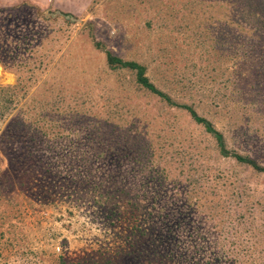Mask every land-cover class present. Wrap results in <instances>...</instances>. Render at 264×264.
<instances>
[{
	"label": "rangeland",
	"instance_id": "374dc122",
	"mask_svg": "<svg viewBox=\"0 0 264 264\" xmlns=\"http://www.w3.org/2000/svg\"><path fill=\"white\" fill-rule=\"evenodd\" d=\"M212 1L74 0L72 23L44 21L27 6L0 13V87H14L0 91L8 107L0 124V264H264L263 174L219 157L184 112L167 110L145 94L113 91L106 97L111 103L82 93L68 99L75 80L92 86L94 78L107 77L105 56L93 48L85 27L93 23L96 41L122 59L148 64L159 87L177 91L178 100L192 103L219 128L212 110L224 109L226 85L241 79L228 69L247 39L234 38L229 3ZM246 54L241 71L252 66L263 79L252 84L250 103L258 94L264 98V47L248 46ZM95 88L101 93L98 83ZM125 96L131 101L122 103ZM121 104L166 120L156 131L165 130L169 151L160 161L120 168L95 160L87 173L80 163L94 160L91 144L71 142L105 110L120 112ZM261 121L239 128L236 139L228 131L226 137L230 148L264 165ZM11 122L23 125L22 141L8 140ZM32 122L48 129L36 146L26 139ZM112 174L128 194L118 196L123 217L132 216L127 222L108 221L92 202V187ZM44 191L50 194L46 206Z\"/></svg>",
	"mask_w": 264,
	"mask_h": 264
},
{
	"label": "trees",
	"instance_id": "16d2710c",
	"mask_svg": "<svg viewBox=\"0 0 264 264\" xmlns=\"http://www.w3.org/2000/svg\"><path fill=\"white\" fill-rule=\"evenodd\" d=\"M207 2L211 4L210 0H207ZM217 2H221L222 6L229 3L228 6L232 8V10H230V20L232 22L231 30L234 38H240L243 35L247 39V42H243L239 47H236L234 57H231L233 66L228 69L232 77L240 76L241 79L235 78L229 82V85H226L227 89H229V93L224 95V99L227 100L224 109L212 110L219 128L215 125L214 121L199 114L192 103L178 100L179 93L177 91L173 90V92L176 93L171 95L164 91L163 87H159L157 85L159 79H152L150 77L148 64L139 63L135 60L122 59L114 55L104 43L96 41L93 35V23H86L85 27L89 29V37L93 48L103 53L105 56L103 71L105 76L107 74V77L102 78V80L101 78H94L92 86H87L82 78L75 80L69 89L70 97H68V99L74 98L73 100L75 101L78 99L79 93H82L97 99L105 98V102L111 103L113 100L106 97L110 96V94L107 93L113 91L117 93L118 96H120L121 91H135L137 93V95H135L136 97L145 94L146 97L155 99L156 103L164 105L167 110L175 109L179 112H184L185 116L214 142V149L219 157L231 159L237 165L247 167L257 175H264V165L250 155L241 154L230 148L227 145L226 137V132L228 131L232 133V139H236L235 133L239 132V128L244 130L246 126L250 127L259 122L262 123L261 120H264L262 119L264 115V98H258V94L256 95V100L250 103L247 100V94L253 89L252 84L255 81L263 80L262 75H257L252 66L251 70L249 69L247 73L241 71L242 64L247 60L245 56L248 58L246 54L247 47L250 46V48H252L253 45L256 49L257 47H264V0H213L212 4ZM21 5L34 9L36 15L44 21H55L58 18L69 21L70 23L77 21V19L69 13L52 10L51 8L41 10L39 7L26 2H22ZM21 5H16L12 8H19ZM0 11H3V9L0 8ZM252 36L256 38V43H251ZM247 44L249 45L246 46ZM239 50H242V54H238ZM233 62L235 63L233 64ZM155 73L156 72L153 71L154 75L152 76L156 77ZM245 80L246 83L243 82ZM104 81L105 84L100 85V83ZM97 83L98 87L102 89L101 93L100 91L99 93L96 91L95 87ZM19 85L20 83L17 84V87H19ZM24 86H20V89H23ZM13 90L14 87H0L1 92L7 91L6 94ZM27 91L28 90L22 91L24 93L22 94V98L27 96ZM131 94L132 93H129L128 95ZM181 97H183V95H181ZM13 99V95L8 97V100L12 101ZM121 100L122 103L131 101L128 99V96L122 97ZM5 104V99L0 100V106L3 108L0 111V124L4 121V111L8 109V107H5ZM118 107L121 108L120 112H118L115 107L108 111L105 110L103 112L104 117H100L98 122L92 123V125L88 127V132L84 137L77 139L75 142H71L72 146L74 144L81 145L83 142L87 145L91 144L92 152L96 154L94 160H84L85 162L80 163L85 166L87 173L92 171V164L95 160L101 159L103 162L106 161L105 166L113 165L116 168H120L125 162L132 165H140L144 164L143 160L147 161L149 158L158 159V161H160V159L164 157L163 154L169 151L170 145H167V141L163 140L166 138L164 135L165 130L156 131L157 123L167 124L166 120L159 119L156 121L157 117L152 118L147 116L150 112L140 110L138 105L127 108L121 104L118 105L117 108ZM73 118H75V116H73ZM34 122L27 125V127L30 126L32 131L26 128V139L32 146H36L38 143L37 137L45 139L48 136L47 126L45 124H34ZM239 123L242 125H239ZM21 126L23 125L17 122H11L7 131H5V134L8 135V140H10V138L11 140H23L25 135ZM103 126L104 130L101 129ZM97 130L100 132L99 135L96 134ZM243 134H245V132H243ZM103 137L106 139L105 142L102 141ZM28 154L29 158H34L35 150L33 152H28ZM198 154L202 156L203 152H198ZM161 170L163 171L164 169L161 168ZM114 177L115 175H110L111 179L106 178L103 182H99L91 189L93 193V205L100 210L102 214L105 213L108 221L111 222L117 218H125L121 210H126V207L122 205L121 199H119L118 196L128 195L122 188L118 187ZM98 190L100 191L96 196ZM42 198L45 201L42 203V206H46L47 202L50 200L49 192L44 191ZM131 217L132 216H129L124 220L127 222ZM88 264L97 263L90 261Z\"/></svg>",
	"mask_w": 264,
	"mask_h": 264
},
{
	"label": "crops",
	"instance_id": "0c3cea01",
	"mask_svg": "<svg viewBox=\"0 0 264 264\" xmlns=\"http://www.w3.org/2000/svg\"><path fill=\"white\" fill-rule=\"evenodd\" d=\"M73 1L74 0H0V8L3 9V11H0V13L8 11L9 9H17L12 7L21 5L22 2H26L39 7L41 10L51 8L52 10L73 14L72 11L75 10ZM23 6L25 5H21L18 9H21Z\"/></svg>",
	"mask_w": 264,
	"mask_h": 264
}]
</instances>
